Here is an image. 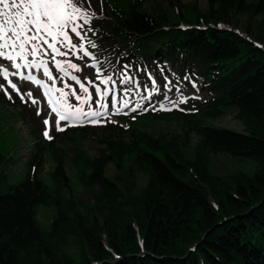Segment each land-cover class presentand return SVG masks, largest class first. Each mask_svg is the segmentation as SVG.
<instances>
[{
  "label": "trees",
  "instance_id": "16d2710c",
  "mask_svg": "<svg viewBox=\"0 0 264 264\" xmlns=\"http://www.w3.org/2000/svg\"><path fill=\"white\" fill-rule=\"evenodd\" d=\"M141 2L89 0L95 7L89 35L100 54L168 61L203 77L214 97L197 103L193 115L175 113L187 133L200 137L194 155L185 157L176 137L136 129L130 141L105 137L95 158L73 156L81 164L78 182L93 198L83 207L60 193L72 180L61 156H55L52 186L41 179L43 154L53 143L37 144L17 184L9 185V159L0 156V264H264V20L258 34L245 27L250 40L217 26H230L236 13L264 19V0H207L206 10L193 3L178 11H147ZM228 108L243 132L201 125L200 118ZM220 153L252 159L258 169L252 177L239 169L219 176L207 155ZM109 163L133 176L142 173L143 185H119L106 174ZM47 203L56 211L43 231L36 214ZM72 245L75 252L68 251Z\"/></svg>",
  "mask_w": 264,
  "mask_h": 264
},
{
  "label": "rangeland",
  "instance_id": "374dc122",
  "mask_svg": "<svg viewBox=\"0 0 264 264\" xmlns=\"http://www.w3.org/2000/svg\"><path fill=\"white\" fill-rule=\"evenodd\" d=\"M96 1L99 3L101 2V0ZM170 1L172 3H175V1L178 2V0H142L140 7L147 11L161 10L167 7L178 11L180 9V5L184 4L196 3V5L201 10H206V7L208 6L207 0H179V4H176L175 6L172 5ZM248 1L249 0H246V2ZM84 2L85 0H81V3ZM87 7L89 13H94L95 7L90 5L88 1ZM263 20V17L260 15L248 17L245 14L236 13L231 15V20L229 23L230 26L224 24L223 27L233 29L240 34H245V27L250 25V29H253L257 32L256 27ZM92 22L93 20L90 21L89 25L84 26L85 30L90 27ZM78 23L82 24L83 21H78ZM261 29L264 30V25L261 26ZM260 35L264 36V33L261 32ZM89 39L90 37L87 32L84 41L87 50H89V48L92 49V46L87 43V40ZM93 43L98 45L97 42ZM78 55L81 57L80 60H76V58L72 56L59 57L58 59H70L72 62L77 63L82 68V72H73L72 74H78V76L87 74L92 80L94 79L93 71L96 69L90 68L87 62L94 59L96 61L95 65L101 69L99 74L103 75L104 78L107 76L111 77V81L108 85L100 84L101 89H107L108 93L114 88H118V90L123 89L124 91H129L130 89L133 92L138 93L140 89L145 90L147 87L150 88L152 93L153 90H158L151 88L149 80H155L158 83L160 89L170 93V95H168V99L174 97L176 87L184 89L188 93L195 94L196 99H188L186 102L180 105H167L168 108L163 109L162 105L160 107L156 105L157 102L161 101L159 100L158 95H153V97H156L158 100L147 111L146 114L142 115L139 112L128 115V117L111 116L110 118L108 116L102 119L100 123L95 125L86 123V125L81 128L86 129V132L73 134V138L69 139L68 136H70L71 133H66V131L72 127L61 125V127H64V130H57L54 118L49 115L45 104L36 88L22 80H16L15 77H13L14 81L20 85L21 93L26 96V94L28 95L30 92L31 96L28 95L29 99L33 98L34 100H37V106H40L41 109H38L37 106L33 105L27 99L22 100L19 94L9 90V87L6 86L7 82L3 81L0 76V82H3L4 86L11 93V98L8 97L7 99L9 101L8 102L4 97H2L1 93L3 90L0 88V155L9 159V164L5 167L9 185L17 184L23 181L25 178L28 171V164L33 158L36 149V143L42 139H47H45L43 135L45 130H48L49 135L52 137V139H47V141L56 140V143L54 145L55 150L47 151L43 157V166L40 174L41 178L46 184L48 183L49 186H52L50 173L57 162L55 156H61L65 163L66 171L72 180L70 182L69 188H60V193L64 197L73 196L77 200L78 204L82 207L89 205L90 202L92 203L93 198L91 193L85 191L78 182L77 178L80 173L81 164L79 161H73L74 154L76 153L78 156L95 158L98 155L100 149H105L104 145L101 143V139L108 136H113L115 139L120 137L124 141H130L131 138L128 133L131 130L130 126H132V122L135 124L134 127H138L141 131L150 134L152 137L156 138L162 136L166 140L176 137L177 143L183 151L185 157H192L194 155V147L200 140V137L196 132L187 133L188 130L186 125L179 119H156L153 117L160 116L163 113H172L173 111L192 112V105L213 97V94L207 89L201 76L194 73L191 74L188 71H181L171 65L168 61L165 62L166 69L162 70V68H160L158 65H155L154 63H144L140 59L127 56L126 53H110L104 56H97L96 54L92 53L90 57H84L83 53H79ZM8 63L9 62L4 61L3 63H0V66L3 65V67H7ZM145 71L149 72L150 78L145 77ZM59 76L60 75L56 73L55 80L52 82V85L54 84L56 88L64 87L65 84L69 85V87L64 88V91L70 94L71 91H73L72 86H74V84L70 79H62V81H59ZM121 81L124 82L122 83ZM131 82H135L137 88L131 89ZM138 83L141 84L140 87H138ZM115 85L116 87H114ZM86 86L89 88V94L94 92V89L90 84L86 83ZM78 94L82 96L83 92H79ZM138 97L142 99L144 96L141 94L135 98ZM105 98L109 100L110 95ZM95 99L97 102L95 104L92 103V110L103 111V109L99 108L101 99L98 96H96ZM75 102L76 100L73 99L71 95H69V103L77 104ZM20 104L23 105V107L20 109L21 112L18 111V106ZM8 106H11V108H6ZM83 107L85 111L89 110L88 104L83 105ZM38 110L40 112L39 115H37ZM147 115L150 116L145 117ZM48 117L51 128H46L43 123L44 119H47ZM120 117L122 118L121 121ZM134 118L136 119L134 120ZM21 119L24 120L25 123ZM18 121L22 122V124L18 125ZM122 121L126 122L122 123ZM201 124L211 127L227 128L238 132L244 131L243 124L236 117V111L233 108L226 109L223 115L216 118H204L202 119ZM109 126H111V128H109ZM33 131H35V134ZM182 142L185 143L183 147H181ZM207 159L212 171L219 176H226L231 171L239 169L245 172L247 176L252 177L258 169L257 163L252 159H237L221 153L208 154ZM74 162H78V164H75ZM106 174L110 177H114L115 181L118 182L119 185L128 186L132 181L136 187H139L143 185L145 180L142 173L140 174L136 172L133 176L132 172L117 169L113 163H109L107 165ZM55 211V205L52 203H47L37 208L36 221L40 229L43 231L48 230V227L54 218ZM76 249L77 247L72 245L68 248V251L75 252ZM91 264L97 263L92 262Z\"/></svg>",
  "mask_w": 264,
  "mask_h": 264
},
{
  "label": "snow or ice",
  "instance_id": "6c2138e0",
  "mask_svg": "<svg viewBox=\"0 0 264 264\" xmlns=\"http://www.w3.org/2000/svg\"><path fill=\"white\" fill-rule=\"evenodd\" d=\"M94 18L95 13L88 11L87 0L84 3H81V0H0V63L9 62L7 67L0 68L3 81H7L8 86L19 93L18 85L8 77L10 69L17 70L12 73L16 75L22 68L42 69L43 77L54 81L53 72L50 70L51 62L54 64L55 70L79 85V89L70 94L64 91V88L69 87L67 84L61 88H56L53 84V87L44 93L48 97L47 102L51 105L52 113L59 118L55 121L59 131L64 130V127H61V122H65V126L84 123L95 125L111 114L108 106L103 103L99 104V108L104 111L92 110V105H88L89 110L85 111L83 105L88 104L90 100L95 104L96 96L107 97L108 90L95 86L94 92L89 94L86 83L94 84V81L87 74L83 76L71 74L72 72H82V68L70 59H56L57 57L72 56L76 60H80L79 53H83L84 57L91 55L86 49L84 41L86 33L92 29L85 30L84 26L89 25ZM78 21H83V23H78ZM87 43L92 48L97 46L90 39L87 40ZM44 57L50 59L46 60ZM89 67L96 69L97 78H99L101 69L95 64L89 65ZM21 79L30 80L48 89V85L43 84L41 79H37L31 74L26 76L21 74ZM110 81L111 77L107 76L100 79L99 83L108 85ZM3 87V82H0V88ZM5 92L7 94L6 89ZM79 92H83L85 95L81 96L78 94ZM53 93H58V96L54 97ZM28 95L31 96V93L29 92ZM69 95L75 97V100L79 101V105L69 103ZM23 98L21 95L22 100ZM183 102V100L180 101V103ZM32 103L36 104L37 101L32 100ZM109 104L116 109V113L121 111V108L116 107L114 97L109 98ZM122 107L127 108L128 101H124ZM136 107L139 108L140 105ZM135 110V108L132 109V111ZM39 114L38 110L37 115ZM43 123L47 126L49 120L44 119ZM43 135L47 139H52L48 130H45Z\"/></svg>",
  "mask_w": 264,
  "mask_h": 264
},
{
  "label": "bare ground",
  "instance_id": "6f19581e",
  "mask_svg": "<svg viewBox=\"0 0 264 264\" xmlns=\"http://www.w3.org/2000/svg\"><path fill=\"white\" fill-rule=\"evenodd\" d=\"M16 72V71H15ZM13 74H11V75H9V77H8V79L9 80H11V81H13L12 80V76ZM15 76V75H14ZM14 82V81H13ZM15 83V82H14ZM8 85V84H7ZM19 87V86H18ZM177 90H181L180 88H178ZM19 93L21 94V92H20V90H19ZM24 98H27V97H24ZM188 98H190V99H192V98H196V96L195 95H190V94H180V93H178L177 94V96H176V98H175V100L172 102V104L173 105H176V104H179L180 103V101L181 100H185V99H188ZM32 100H34L33 98L32 99H30V101H31V103H32ZM104 105H106V106H108L107 105V103H106V100L104 101ZM110 105V104H109ZM161 106V104L159 105V107ZM164 106H167V105H164ZM39 109H40V107H39ZM113 109L111 108V111H112Z\"/></svg>",
  "mask_w": 264,
  "mask_h": 264
}]
</instances>
